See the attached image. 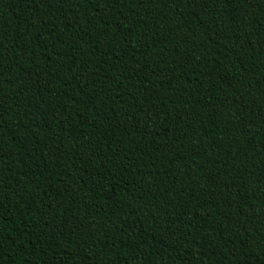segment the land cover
I'll use <instances>...</instances> for the list:
<instances>
[{
	"label": "trees",
	"instance_id": "obj_1",
	"mask_svg": "<svg viewBox=\"0 0 264 264\" xmlns=\"http://www.w3.org/2000/svg\"><path fill=\"white\" fill-rule=\"evenodd\" d=\"M0 264H264V0H0Z\"/></svg>",
	"mask_w": 264,
	"mask_h": 264
}]
</instances>
